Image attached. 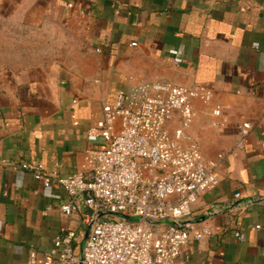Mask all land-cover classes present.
<instances>
[{
	"label": "crops",
	"instance_id": "obj_1",
	"mask_svg": "<svg viewBox=\"0 0 264 264\" xmlns=\"http://www.w3.org/2000/svg\"><path fill=\"white\" fill-rule=\"evenodd\" d=\"M15 1L6 28L25 50L8 51L0 73V264L23 263L32 251L43 261L67 227L81 251L89 227L61 211L65 191L46 188L33 168L77 172L96 145L88 131L103 106L143 82L214 91L210 103L194 102L187 133L219 179L191 220L217 233L187 247L188 264H264V0ZM217 106L225 124L212 114ZM243 122L252 131L236 149Z\"/></svg>",
	"mask_w": 264,
	"mask_h": 264
},
{
	"label": "built area",
	"instance_id": "obj_2",
	"mask_svg": "<svg viewBox=\"0 0 264 264\" xmlns=\"http://www.w3.org/2000/svg\"><path fill=\"white\" fill-rule=\"evenodd\" d=\"M172 54L175 64H181L179 52ZM213 96L206 85L170 82H143L120 90L89 129L88 139L96 145L85 150L77 172L60 176L45 173L41 164L33 168L34 178L46 188L57 185L65 191L61 211L71 219L82 216L90 227L81 251L74 248L76 232L67 227L54 237L43 261L32 251L20 264H188L187 247L217 233L191 220L194 205L218 187L219 179L217 163L205 162L200 146L187 133L196 117L194 102L210 103ZM212 114L219 124L227 122L222 107ZM174 122L178 126L172 130ZM251 131L249 122L238 127L236 149L244 147ZM19 168L30 169L27 164ZM220 212L215 209L211 215ZM106 213L137 221L99 217Z\"/></svg>",
	"mask_w": 264,
	"mask_h": 264
},
{
	"label": "rangeland",
	"instance_id": "obj_3",
	"mask_svg": "<svg viewBox=\"0 0 264 264\" xmlns=\"http://www.w3.org/2000/svg\"><path fill=\"white\" fill-rule=\"evenodd\" d=\"M13 1V5L10 6L9 0H2L0 2V59H4L2 63H0V73L6 70L9 67L8 62L6 63L5 60L8 58H4L8 54V51H23L25 50L24 47H18L17 44L14 42L17 38L15 37L18 33L10 32L6 25L10 23L12 20V14L14 15V10L16 5V1ZM12 12V14H11ZM6 54V55H5ZM178 126L177 122L171 124V129H175ZM131 222H136V218L129 219Z\"/></svg>",
	"mask_w": 264,
	"mask_h": 264
},
{
	"label": "water",
	"instance_id": "obj_4",
	"mask_svg": "<svg viewBox=\"0 0 264 264\" xmlns=\"http://www.w3.org/2000/svg\"><path fill=\"white\" fill-rule=\"evenodd\" d=\"M110 215L122 216V217L126 218L127 220L132 219V218H130V217L123 216V215H121V214H112V213L100 214L99 217L110 216ZM129 221H130V220H129ZM89 232H90V227L88 228V232H87V234H86L85 240L87 239ZM85 240H84V242H85ZM83 244H84V243H83ZM82 246H83V245H82Z\"/></svg>",
	"mask_w": 264,
	"mask_h": 264
}]
</instances>
